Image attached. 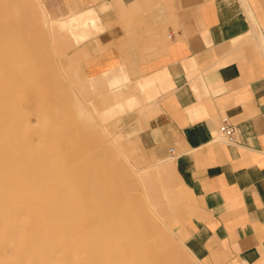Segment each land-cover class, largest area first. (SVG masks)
I'll return each mask as SVG.
<instances>
[{
  "label": "crops",
  "instance_id": "1",
  "mask_svg": "<svg viewBox=\"0 0 264 264\" xmlns=\"http://www.w3.org/2000/svg\"><path fill=\"white\" fill-rule=\"evenodd\" d=\"M59 1L72 18L94 14L96 33L80 53L86 73L134 91L139 143L151 161L170 163L185 192V247L201 264H264V0ZM224 119L235 126V144L219 132ZM96 160H82L90 170L79 171L93 192ZM160 178V170L144 174L158 211ZM134 199L129 210L146 253L160 264H190L155 237L151 214Z\"/></svg>",
  "mask_w": 264,
  "mask_h": 264
},
{
  "label": "rangeland",
  "instance_id": "2",
  "mask_svg": "<svg viewBox=\"0 0 264 264\" xmlns=\"http://www.w3.org/2000/svg\"><path fill=\"white\" fill-rule=\"evenodd\" d=\"M20 1L24 4L23 10L21 6L18 8L21 11L17 10L15 0L8 5L0 3V59L21 61L22 64L3 67L0 73L3 70L12 75L10 83L29 81V89L14 99L19 101L20 97H23L29 101L30 104L23 106L22 111L30 112L28 111L27 117V112H22V115L25 114L23 117L27 118L24 119L27 123L24 122L23 126H20L17 135L13 132L14 135L4 136L2 143L5 145L14 142L15 136L19 135L21 140L29 139L28 142L35 137L37 138L35 143L38 144L47 140L49 143H45L52 151L48 163L54 174L45 173L41 180L32 177L31 182L29 176L20 183L8 185V180L14 181L16 169L23 164L22 161L17 163L16 149L4 151L8 156L0 153V264H88L89 260L90 263L94 261L92 264H160L159 258L153 259L149 251L146 253L148 243L144 242L143 228L138 226V222L131 217L133 215L131 210H128L135 204L134 196L141 198L151 214L155 237L166 239L175 245L178 253L190 264H201L200 260L185 247L181 236L182 197L185 194L182 186L170 163L151 161L136 137L134 124L130 119L136 107L134 91H130L124 83L99 82L96 77L89 76L82 66L81 50L85 47L87 39H92L96 33L94 14L87 13L83 19L72 18L65 15L59 0ZM29 63L33 65V70L25 69ZM60 86L65 95V104ZM8 118L9 123L14 122L10 112ZM49 128L60 129L66 136L61 137L57 134V129L52 131ZM39 137L44 139L40 140ZM93 139L97 141L96 146ZM45 145L43 143V146ZM58 150L60 154L57 153ZM77 152H81L78 160L72 157L73 153ZM86 159H98L95 171L98 172L100 187L96 188V193L84 184L85 176L77 171L80 162ZM26 164L24 160V165ZM157 170L161 171L162 176L160 178L162 185L156 190L163 202L161 211L157 210V205L151 197L150 185L147 186L144 180V174ZM51 174L53 178L50 179ZM64 179L65 183H61ZM66 180H69L68 189L63 187L66 186ZM58 185L63 188H59ZM49 187L54 190L51 189L50 194L42 197L40 206L28 204V199L38 196ZM69 187L74 190L72 191L74 194ZM58 188L65 193L62 194L59 190L58 193ZM171 192L175 201L172 199L173 209L166 214L171 205ZM71 193L74 195L72 201ZM55 196L57 197L54 198ZM74 205L78 208L75 209ZM50 206L54 208L51 210L52 213L47 209ZM64 206L67 209H64ZM60 214L64 216L61 218ZM124 214L128 218L123 217ZM67 217L74 220L71 218L69 221ZM63 218L69 222L62 223ZM57 222L56 226H52ZM106 224H109L108 228H105ZM102 229H106L105 232ZM120 230L121 234L118 232ZM68 231L73 237L67 240L65 233ZM101 232L107 235H104L102 240ZM52 234H55L56 240ZM127 238H131L128 244L125 243ZM112 244L114 247H111ZM89 248H92L94 254ZM145 253L148 255L147 259L144 258ZM97 256H101V259ZM106 258L109 260L107 263Z\"/></svg>",
  "mask_w": 264,
  "mask_h": 264
},
{
  "label": "bare ground",
  "instance_id": "3",
  "mask_svg": "<svg viewBox=\"0 0 264 264\" xmlns=\"http://www.w3.org/2000/svg\"><path fill=\"white\" fill-rule=\"evenodd\" d=\"M22 64V62L21 61H7V60H3V59H0V70H1V68H3V67H7V66H11V65H15V66H18V65H21ZM32 67H33V65L32 64H28V65H26V70H30V69H32ZM33 70V69H32ZM12 79H13V76L12 75H10L8 72H6V71H3L2 70V72L0 73V153L2 154V152L3 153H5V152H7V151H11V150H17V163H19L20 161H22V166L20 167H18L17 169H16V176H15V178H14V181H9L8 180V185H10V184H12V183H20V182H22V181H24V179L25 178H28L29 176H31V178L29 179V181L30 180H32L33 181V179H32V177H34L35 179H39V180H41L40 178L42 177V176H45V173L46 174H48V173H50V172H52L51 170H52V167L49 165V163H48V160H49V158H50V156L52 155V151L49 149V147H48V144L47 143H49V142H47V140L45 141H43V143L44 144H46L47 145V147H46V145L45 146H43V143H42V141H40L41 143H42V145H41V143H35V140L37 141V138H35L34 137V141L31 139V141L30 142H28L27 140H29V139H24V140H21L19 137H20V135L17 137V136H15V139H14V142H11V143H8V144H3L2 143V139H3V137L4 136H11V135H14L13 134V132H15V135H17L16 134V132L17 131H20V126L22 125L23 126V123L24 122H26L25 120H27V118H24L23 117V115H25V114H23L22 115V108H23V106H27V105H29L30 104V102L29 101H27L26 99H24L23 97H20V100L19 101H15V97H18V95H20V93H23V92H26L28 89H29V87H30V85H28L29 83V81H26V80H20V82H16V81H14L13 83H10L11 81H12ZM11 84V85H10ZM13 84V85H12ZM21 91V92H20ZM32 98V97H31ZM30 99V98H29ZM50 99V98H49ZM30 101L32 102V100L30 99ZM32 109H34V108H32ZM29 111V110H28ZM28 111H25L24 110V112L26 113L27 112V114H26V117L27 116H29V113H28ZM8 112H10V114H12V116H13V121L14 122H10L9 123V118H8ZM23 112V113H24ZM30 112V111H29ZM32 113V112H31ZM25 119V120H24ZM27 123V122H26ZM25 125V124H24ZM28 125V124H27ZM29 126V125H28ZM4 127H6V129H3ZM56 127V126H55ZM54 127V128H55ZM29 129V128H28ZM49 129H52V128H49ZM57 129V128H56ZM56 129H52V131L53 130H55L56 131ZM27 130V129H26ZM34 130V129H33ZM41 130V129H40ZM29 132H30V130H28ZM27 131V132H28ZM49 131V130H48ZM55 131H54V133H55ZM26 132V131H25ZM36 132V131H35ZM42 132V131H41ZM21 133V132H20ZM30 134H33V133H31L30 132ZM57 134L59 135V136H61V137H65L66 135H65V133L64 132H62V130H60V129H57ZM27 135V134H26ZM29 136V135H28ZM33 137V136H32ZM31 137V138H32ZM41 137H39L38 139H40ZM41 139H44V138H41ZM40 139V140H41ZM48 139V138H47ZM61 139V138H60ZM48 141H49V139H48ZM45 142H47V143H45ZM51 144V143H50ZM53 144V143H52ZM50 147H51V145H49ZM59 146V145H58ZM54 147V146H53ZM60 148V147H59ZM20 149V150H19ZM54 150V149H53ZM60 150H61V148H60ZM60 150H58L59 152H57V153H59L60 154ZM5 151V152H4ZM53 153H56V152H53ZM61 154H63V153H61ZM74 155H77V157H75L76 158V160H78L79 159V154H81V152H77V153H73ZM5 155L6 156H8V153H5ZM3 156V155H2ZM5 156V157H6ZM54 156V155H53ZM56 156V155H55ZM61 157V156H60ZM6 159H8L7 157H6ZM57 159L59 160V158L57 157ZM62 159V158H61ZM24 160L26 161V166L24 165ZM5 161H7V160H5ZM15 161V160H14ZM64 161V160H63ZM62 162V161H61ZM13 162H11V164H12ZM57 163H60V162H57ZM65 163V162H64ZM6 165V164H5ZM8 165H9V163H8ZM13 165V164H12ZM53 165H54V163H53ZM10 166V165H9ZM55 166V165H54ZM62 166V165H61ZM65 166V165H64ZM56 167V166H55ZM54 167V168H55ZM58 167H59V165H58ZM57 167V168H58ZM62 168H63V166H62ZM86 169L88 170V171H86ZM70 170V169H69ZM89 170H90V164H79V166H78V170L77 171H81V172H84V173H87V172H89ZM57 173L59 172L58 170H55ZM55 172V173H56ZM61 172V171H60ZM66 172V171H65ZM64 172V173H65ZM53 173V172H52ZM67 173V172H66ZM70 173V172H69ZM54 174V173H53ZM53 174H51L50 176H52V177H50V179L51 178H53ZM57 175V174H56ZM62 175V174H61ZM64 176H66V175H64ZM47 177V176H46ZM56 179V178H55ZM63 179V178H62ZM69 179H71V177H69ZM35 181V180H34ZM67 182H66V186H63V187H67V189H68V186H67V184L69 183L68 181L69 180H66ZM71 181H72V179H71ZM70 181V182H71ZM31 182V181H30ZM61 183H65V179H64V181L62 180L61 181ZM83 183V182H82ZM49 184H50V182H49ZM55 184V183H54ZM61 185V184H60ZM64 185V184H63ZM47 186V185H46ZM54 187V186H53ZM58 187H59V185H58ZM61 187V186H60ZM59 187V188H60ZM63 187H61V189L63 188ZM73 187V186H72ZM57 189V192H58V190L62 193V191L60 190V189ZM69 188H71V187H69ZM51 189L52 190H54L53 188H48L46 191H44V192H41V193H39V195L38 196H35L34 198H32V199H28L27 201L29 202L28 204H32V205H36V206H40L41 204V202H42V197L44 196V195H47V194H50L51 193ZM67 189L65 190V191H67ZM74 189V188H73ZM55 190H56V188H55ZM72 191H74V190H72V188H71V192ZM38 193V192H37ZM53 193V192H52ZM56 193V192H55ZM59 193V192H58ZM57 193V194H58ZM65 193V192H64ZM64 193H62V194H64ZM68 193H69V191H68ZM73 193V192H72ZM71 193V194H72ZM54 194V193H53ZM74 194V193H73ZM72 194V199H71V197H69L71 200L70 201H72V200H74V195ZM37 195V194H36ZM55 195V194H54ZM67 195V194H66ZM69 195V194H68ZM32 196V195H31ZM61 196H64V195H61ZM47 197V196H46ZM57 196H55L54 198H56ZM78 198V197H77ZM59 199V198H58ZM126 200V199H125ZM130 200V199H129ZM68 201H69V199H68ZM83 201V200H82ZM49 202H51V201H49ZM61 202H62V200H61ZM59 203H60V200H59ZM63 203V202H62ZM79 203V202H78ZM67 204H70V202H67ZM73 204V202L71 203V206H73L72 205ZM124 204H126V203H124ZM127 204H128V202H127ZM132 205H133V203H131ZM48 205V204H47ZM55 206H56V204H54ZM57 206H59V204H57ZM70 206V207H71ZM75 206V205H74ZM77 206V205H76ZM75 206V207H76ZM117 206V205H116ZM124 206V205H123ZM126 206V205H125ZM59 207H61V205L59 206ZM74 207V208H75ZM132 207V206H131ZM44 208V207H43ZM51 208V209H50ZM50 208H48L47 207V209H49V211H51V210H53L54 208L53 207H51L50 206ZM63 208V207H62ZM68 208H69V205H68ZM78 207H76L75 209H77ZM122 208V207H121ZM58 209V208H57ZM59 209H61V208H59ZM64 209H67V207L65 208V206H64ZM64 209H62V211L64 210ZM70 209H73V208H70ZM104 209V208H103ZM127 209H128V207H127ZM79 210V209H78ZM129 210V209H128ZM55 211H56V209H55ZM65 212H66V210H64ZM77 211V210H76ZM80 211V210H79ZM118 211V210H117ZM116 211V212H117ZM53 211H51V213H52ZM61 212V211H60ZM59 212V213H60ZM81 213H83V212H81ZM61 214H64V213H62L61 212ZM60 214V215H61ZM66 214V213H65ZM77 214H80V213H77ZM84 214V213H83ZM82 214V215H83ZM85 214H86V212H85ZM73 215V214H72ZM81 215V214H80ZM80 215H79V217H80ZM117 215V214H116ZM56 216V215H55ZM62 216H64V215H61V218H62ZM75 217V216H74ZM78 217V216H77ZM123 217H126V218H128V216H125V214H124V216ZM72 218V217H71ZM71 218H70V220H71ZM113 218V217H112ZM65 218H63V220H61V221H64V222H62V223H65V222H69L70 220L68 219V217H67V219L69 220V221H66V219L64 220ZM73 219V218H72ZM77 219V218H76ZM114 219H115V216H114ZM74 220V219H73ZM58 221V220H57ZM61 221H59V224H58V222L55 224L54 223V225H52V226H56L57 224L60 226V224H61ZM111 221V220H110ZM129 221V220H128ZM121 222H123V221H121ZM119 223V222H118ZM107 225V224H106ZM105 225V228L107 227L108 228V226H109V224L106 226ZM116 226H121V225H118V224H115ZM42 226H44V224L42 225ZM46 226H47V224H46ZM58 227V226H57ZM62 227V226H61ZM113 227V226H112ZM54 228V227H53ZM116 228V227H115ZM120 228V227H119ZM55 229H56V227H55ZM112 229H114V228H112ZM92 230V229H91ZM102 230H104L103 232H105V230L106 229H102ZM101 230V231H102ZM117 230H118V228H117ZM121 230H122V228H121ZM121 230L120 231H118L119 233L121 232ZM108 231V230H107ZM110 231H111V229H110ZM113 231V230H112ZM111 231V232H112ZM92 232H93V230H92ZM92 232H88L89 234L90 233H92ZM62 233V232H61ZM107 233V232H106ZM119 233H117V234H119ZM56 234V233H55ZM55 234L53 235L52 234V236H55ZM59 234H60V232H59ZM63 234V233H62ZM101 234H102V232H101ZM121 234V233H120ZM93 236H94V234H92ZM103 235V234H102ZM104 235H106L105 233H104ZM104 235H103V237H101L100 238V236H99V238L102 240L103 238H104ZM109 235V234H108ZM65 236H66V238H67V240L68 239H71V237H73V235L71 234V232L70 231H68L67 233H65ZM91 236V235H90ZM97 235H95V237H96ZM107 236V235H106ZM105 236V237H106ZM116 236V235H115ZM64 237V236H63ZM94 237V238H95ZM119 237H122L121 235H119ZM125 237H128V235H125ZM55 238V240H56V236L54 237ZM80 238V237H79ZM98 238V237H97ZM110 238H112V237H110ZM114 238V237H113ZM116 238H117V236H116ZM86 239V238H85ZM88 239V238H87ZM99 239V240H100ZM120 239V238H119ZM122 239V238H121ZM129 239H131V238H127L126 240H125V243H127L128 244V240ZM65 240V239H64ZM82 240V239H81ZM101 240L99 241V242H101ZM105 240H106V238H105ZM105 240H104V242H105ZM110 240V239H109ZM94 241H96V239H94ZM52 242H53V240H52ZM52 242H51V244H52ZM76 242V241H75ZM84 242V241H83ZM86 243H88L87 242V240L85 241ZM98 242V241H97ZM107 242V241H106ZM54 243V242H53ZM63 243V242H62ZM67 243V242H66ZM82 243V242H81ZM85 243V244H86ZM91 243V242H90ZM89 243V244H90ZM108 243H110V241H108ZM108 243H107V247H108ZM50 244V245H51ZM99 244V243H98ZM115 244V243H114ZM121 243H120V241H119V245H120ZM91 245V244H90ZM97 245V244H96ZM106 245V244H105ZM118 245V246H119ZM86 246V245H85ZM98 246V245H97ZM96 246V247H97ZM117 246V245H116ZM124 246V245H123ZM122 246V247H123ZM92 247V246H91ZM95 247V248H96ZM107 247H105V249L107 248ZM111 247H114L113 246V244H112V246ZM72 248V247H71ZM83 248H84V246H83ZM86 248V247H85ZM98 248V247H97ZM116 248V247H115ZM118 248V247H117ZM120 248V247H119ZM118 248V249H119ZM89 249H91V253L92 254H94V252H92V248H89ZM111 249V248H110ZM131 249H133L132 247H131ZM130 249V250H131ZM72 250V249H71ZM85 250V249H84ZM108 250V249H107ZM107 250H106V253H107ZM127 250V249H126ZM104 251V250H103ZM112 250H110V252H111ZM84 252V251H83ZM97 252V254H98V251H96ZM109 252V253H110ZM61 253V252H60ZM73 253V252H72ZM75 253H77V252H75ZM79 253H81L80 251H79ZM90 253V254H91ZM101 252H99V254H100ZM105 253V254H106ZM112 253V252H111ZM111 253H110V256H111ZM119 253V252H118ZM132 253H133V251H132ZM85 254V253H84ZM96 254V255H97ZM103 254V253H102ZM113 254V253H112ZM126 254V253H125ZM58 255V254H57ZM77 255V254H76ZM86 255V254H85ZM89 255V254H88ZM141 255V254H140ZM73 256V255H72ZM116 256H118V255H116ZM78 257H79V254H78ZM93 257H94V255H93ZM98 258L100 257V259H101V256H97ZM104 258L106 257L105 255L103 256ZM121 257V256H120ZM126 257H127V255H126ZM133 257V256H132ZM143 257V256H142ZM74 258V257H73ZM76 258V257H75ZM84 258H85V256H84ZM91 258V257H90ZM103 258V259H104ZM129 258H130V256H129ZM71 259V258H70ZM82 258H80V260H81ZM108 258H106V260H107ZM111 259H113V258H111ZM134 259V258H133ZM146 259V258H145ZM154 259V258H153ZM79 260V259H78ZM86 260V259H85ZM88 260H89V258H88ZM94 260V258H92V260L91 261H93ZM117 260H119V259H117ZM84 261V260H83ZM103 261H105V260H103ZM109 260H107L106 261V263L108 262ZM123 261V260H122ZM127 261V260H126ZM134 261V260H133ZM135 261H136V259H135ZM76 262V261H75ZM102 262V261H101ZM128 262V261H127ZM130 262V261H129ZM137 262V261H136ZM135 262V263H136ZM92 263H94V261L93 262H91L90 263V260H89V262H88V264H92ZM113 263H114V261H113ZM124 263V262H123ZM138 263H139V261H138ZM149 263V262H148ZM81 264V263H80ZM108 264V263H107ZM116 264V263H115ZM130 264V263H129Z\"/></svg>",
  "mask_w": 264,
  "mask_h": 264
},
{
  "label": "built area",
  "instance_id": "4",
  "mask_svg": "<svg viewBox=\"0 0 264 264\" xmlns=\"http://www.w3.org/2000/svg\"><path fill=\"white\" fill-rule=\"evenodd\" d=\"M219 132L224 138L226 143L235 144L237 142L235 126L229 123L227 119H224L219 127Z\"/></svg>",
  "mask_w": 264,
  "mask_h": 264
}]
</instances>
